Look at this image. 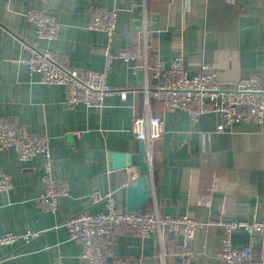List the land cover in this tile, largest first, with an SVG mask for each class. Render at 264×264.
<instances>
[{"label":"crops","instance_id":"obj_1","mask_svg":"<svg viewBox=\"0 0 264 264\" xmlns=\"http://www.w3.org/2000/svg\"><path fill=\"white\" fill-rule=\"evenodd\" d=\"M137 1L143 14L157 15L151 23L147 20L146 31L135 24ZM27 7L55 15L52 39L36 35L34 24L22 15ZM112 7L118 9L112 52L137 43L144 45L147 63L159 58L164 65L180 54L191 73L201 62H211L226 85L251 73L264 74V0H0V119L29 133H46L54 175L69 184L56 211L46 210L38 201L43 156L19 162L12 147L0 148V170L12 178V188L0 193V234L39 232L28 243L0 246L4 264H84L81 245L61 223L83 210L104 209L102 203L89 205L87 195L93 190L112 193L117 209L127 211L126 188L132 173L138 177L137 167H109L107 153L138 151L141 143L131 132L135 115L160 116L164 130L145 155L150 197L136 211L199 221L189 246L208 253L219 248L226 223L264 219V124L235 123L216 132L212 113L192 122L182 109L166 110L144 90L152 80L143 53L134 61H112L106 81L113 92L100 108L68 105L64 86L41 83L29 71L30 47H39L61 53L79 74L101 72L107 36L88 28L89 16L94 9ZM182 241L181 233L166 229L144 238L122 234L96 239L104 248L105 264L113 258L181 264L175 251ZM232 243L247 244V233L237 229ZM253 249L264 256V235H255ZM189 264L221 263L206 254Z\"/></svg>","mask_w":264,"mask_h":264},{"label":"built area","instance_id":"obj_2","mask_svg":"<svg viewBox=\"0 0 264 264\" xmlns=\"http://www.w3.org/2000/svg\"><path fill=\"white\" fill-rule=\"evenodd\" d=\"M23 17L31 21L39 38L52 39L57 32V18L45 9L25 8ZM118 18L116 7L94 9L88 22V28L103 31L107 43L102 48L104 68L101 72L87 71L79 74L64 61L61 53L46 48L30 47V57L25 61L30 72L37 73L44 84H60L65 87L68 105L83 104L86 107L100 108L104 98L112 93V87L106 81V72L116 58L134 61L140 54L144 56V70L152 80L144 90L159 100L166 110L182 109L192 122L201 114L212 113L216 117V132H224L235 123L261 126L264 124V74L251 73L226 85L217 78L216 67L211 62H201L198 69L191 73L184 64L182 55H177L164 65L159 58L146 62L144 45L129 43L117 52H112V41ZM144 19V23L142 25ZM146 20V21H145ZM140 30L146 31L145 14L141 19ZM28 47V46H27ZM119 94L124 97L123 91ZM131 132L135 140L142 141L145 155L152 143L164 133L162 119L158 115H135L131 122ZM12 147L19 162L31 160L36 155L43 156L41 179L43 191L38 201L43 208L56 211L58 199L67 195L69 184L66 179L55 177L52 167L49 136L44 133H29L15 122L0 119V148ZM136 175L131 174L134 180ZM12 188L11 174L0 170V193ZM89 205L102 203L103 210L96 212L80 211L66 218L61 225L66 227L69 237L82 247L80 257L84 264H105L104 248L96 242L98 238L108 239L111 235L133 234L144 238L157 230L166 229L172 233H181L182 243L175 254L181 264H189L200 255H210L221 264H264V256L253 249L255 235H264V219L232 220L224 225L219 248L212 253L195 251L189 246L199 221L188 216L159 215L156 212L118 210L112 193L102 194L97 190L88 195ZM243 229L248 235V243L235 246L233 233ZM39 234L28 230L25 233L3 232L0 234V246L11 245L18 241L28 243ZM5 257L0 255V264ZM111 264H150L141 260L113 258Z\"/></svg>","mask_w":264,"mask_h":264},{"label":"water","instance_id":"obj_3","mask_svg":"<svg viewBox=\"0 0 264 264\" xmlns=\"http://www.w3.org/2000/svg\"><path fill=\"white\" fill-rule=\"evenodd\" d=\"M138 15L135 21L137 28H140L141 19L143 17V11L140 7L139 1H137ZM146 19L151 23L157 18L156 14L145 13ZM149 23V24H150ZM152 30L156 29L155 23L149 26ZM141 73L142 68L138 69V82L137 85H141ZM140 147L135 153H124L118 151H109L107 153V160L109 167L121 168V167H137L136 177L131 183L127 185V200L126 209L127 211H136L142 204H144L150 197V185H149V163L145 159V149L143 142L140 141Z\"/></svg>","mask_w":264,"mask_h":264}]
</instances>
